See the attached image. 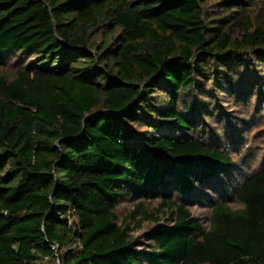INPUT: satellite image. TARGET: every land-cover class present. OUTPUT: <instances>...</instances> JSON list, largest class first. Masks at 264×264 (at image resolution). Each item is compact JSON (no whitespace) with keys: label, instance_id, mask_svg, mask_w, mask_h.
<instances>
[{"label":"trees","instance_id":"1","mask_svg":"<svg viewBox=\"0 0 264 264\" xmlns=\"http://www.w3.org/2000/svg\"><path fill=\"white\" fill-rule=\"evenodd\" d=\"M236 75L264 87V0H0V264H264V164L207 225L182 199L230 176L198 97Z\"/></svg>","mask_w":264,"mask_h":264},{"label":"rangeland","instance_id":"2","mask_svg":"<svg viewBox=\"0 0 264 264\" xmlns=\"http://www.w3.org/2000/svg\"><path fill=\"white\" fill-rule=\"evenodd\" d=\"M240 72H243V68H240ZM250 80H252V77H250ZM234 81L237 93L239 95H244L242 99H244L245 102L237 99L235 97L236 95L230 97L227 92L218 93L216 101L210 97H198L204 100L210 99L212 101L209 107L210 109L216 105L214 109L211 110L216 111V121L210 124L206 123V126L208 125L210 129L207 132L209 135L205 137V140L211 144L215 142L219 143V145H224L223 150L229 153L233 162V167L230 169V176H220L217 179L218 184L222 182L223 188L211 189L214 187L211 186L210 189H198L195 191L194 198L190 196L189 198L182 197V199L191 201L189 204L192 214L199 218L205 225L208 223L212 201L220 197H229L227 203L230 207H240V204L231 193V187L233 188V186L230 185L231 182L234 179L238 180L241 176L264 164V107L256 103V101L258 103L260 101L257 99V93L262 97L264 96V87L260 91L257 90V93L254 92L253 98L247 100L245 90L240 87L241 78L238 80V76L236 75L234 76ZM246 91L248 93V90ZM247 95L252 96L251 90ZM260 104H262V102H260ZM219 113H221V118L218 117ZM155 205L156 202L146 203V207L149 208ZM129 209V201L124 200L119 204L117 210L119 220H121ZM147 225V223H144L143 228ZM136 233L137 232H135V234Z\"/></svg>","mask_w":264,"mask_h":264}]
</instances>
